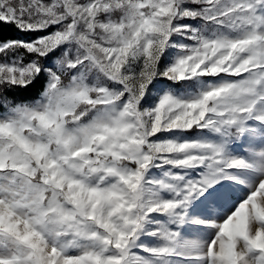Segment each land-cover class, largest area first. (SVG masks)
<instances>
[{"label":"snow or ice","instance_id":"6c2138e0","mask_svg":"<svg viewBox=\"0 0 264 264\" xmlns=\"http://www.w3.org/2000/svg\"><path fill=\"white\" fill-rule=\"evenodd\" d=\"M0 264H264V0H0Z\"/></svg>","mask_w":264,"mask_h":264}]
</instances>
